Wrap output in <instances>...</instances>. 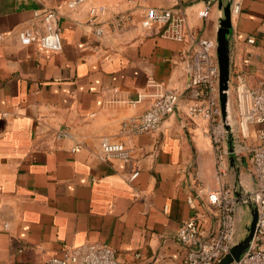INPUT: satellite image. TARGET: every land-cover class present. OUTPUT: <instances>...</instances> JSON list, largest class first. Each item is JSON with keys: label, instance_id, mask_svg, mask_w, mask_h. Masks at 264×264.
<instances>
[{"label": "crops", "instance_id": "crops-1", "mask_svg": "<svg viewBox=\"0 0 264 264\" xmlns=\"http://www.w3.org/2000/svg\"><path fill=\"white\" fill-rule=\"evenodd\" d=\"M70 1L0 0V264H42L93 242L113 247L128 264H184L181 225L196 218L205 235L219 228L218 211L197 191L252 190L246 149L257 144L256 129L227 144V175L220 177L208 123L187 117L186 93L157 130L135 134L131 127L151 106L153 82L186 90L185 51L199 38L216 41L228 5L230 90L239 82L258 87L264 0H239L238 14L236 0ZM91 7L106 9L98 19L102 36L90 23ZM152 8L185 16V42L165 37L163 26H143ZM37 11L56 14L60 52L20 43L22 30L43 32ZM121 14L131 22L113 31ZM104 142L124 144L132 161L102 159ZM246 216V208L237 210L238 238Z\"/></svg>", "mask_w": 264, "mask_h": 264}, {"label": "built area", "instance_id": "built-area-1", "mask_svg": "<svg viewBox=\"0 0 264 264\" xmlns=\"http://www.w3.org/2000/svg\"><path fill=\"white\" fill-rule=\"evenodd\" d=\"M87 0H71L72 6H77ZM105 7H91L90 23L96 27V34L103 35L99 16L105 13ZM241 3L236 0L232 11L238 14ZM35 20L42 22L43 32L35 29H25L19 33L22 45L36 44L40 51L60 52L63 49L60 32L56 25L54 12L34 13ZM131 16L121 14L112 22V30L120 31L131 22ZM145 28L163 26L164 36L179 42H185L187 23L184 15H174L172 10L148 9L142 22ZM249 43H254L253 39ZM184 60L188 86L184 92L175 88L162 87L153 82L157 88L153 95L150 108L136 120L131 130L135 134H144L158 129L165 118L175 113L183 93L188 96L186 115L190 119L201 118L208 123L216 166L220 177L227 175V131L222 119L219 101V64L216 55L215 40L199 38L185 51ZM236 106L235 116L232 115L230 125L232 132L242 141L250 138V128L256 129L257 144L246 149L247 168L253 177L254 186L244 198L254 202L257 207L258 220L250 247L238 262L234 264H264V80L258 87L249 88L243 82L233 86ZM136 102H140L138 99ZM117 158L130 163V151L119 142H104L102 144V159ZM138 168L134 169L129 181L139 176ZM205 197L208 204L218 211L219 228L210 235H205L196 218L184 222L177 233L178 241L188 247L184 264H217L230 251L236 241L238 200L233 188L220 185L217 189L197 191L196 198ZM195 208L194 200L189 201ZM139 256V255H137ZM42 264H128L118 258L116 250L103 243H86L64 250L60 258L53 257Z\"/></svg>", "mask_w": 264, "mask_h": 264}, {"label": "water", "instance_id": "water-1", "mask_svg": "<svg viewBox=\"0 0 264 264\" xmlns=\"http://www.w3.org/2000/svg\"><path fill=\"white\" fill-rule=\"evenodd\" d=\"M230 41H231V7L224 8V18L221 20L216 38V55L219 64V101L222 113V119L227 131V144L232 148L234 133L230 125L231 119V90H230ZM235 197L238 200V209L248 207L251 210L252 221L248 228V233L239 238L236 235V241L230 251L217 264H234L238 262L243 254L250 247L253 239L256 224L258 220V212L256 204L244 198L238 190L233 188ZM242 232V231H241Z\"/></svg>", "mask_w": 264, "mask_h": 264}, {"label": "rangeland", "instance_id": "rangeland-1", "mask_svg": "<svg viewBox=\"0 0 264 264\" xmlns=\"http://www.w3.org/2000/svg\"><path fill=\"white\" fill-rule=\"evenodd\" d=\"M234 97H235L234 91L232 90L231 91V111H232L233 116H235V112H236ZM246 211H247V216H246L245 222L243 224L242 232H241L242 237H244L248 233V228L252 221L251 210L248 207H246Z\"/></svg>", "mask_w": 264, "mask_h": 264}]
</instances>
